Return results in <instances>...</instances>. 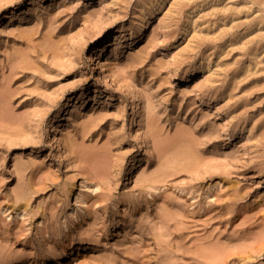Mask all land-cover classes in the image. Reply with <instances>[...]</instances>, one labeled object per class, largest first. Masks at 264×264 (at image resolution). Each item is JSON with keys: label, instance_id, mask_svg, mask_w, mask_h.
<instances>
[{"label": "rangeland", "instance_id": "374dc122", "mask_svg": "<svg viewBox=\"0 0 264 264\" xmlns=\"http://www.w3.org/2000/svg\"><path fill=\"white\" fill-rule=\"evenodd\" d=\"M0 264H264V0H0Z\"/></svg>", "mask_w": 264, "mask_h": 264}, {"label": "bare ground", "instance_id": "6f19581e", "mask_svg": "<svg viewBox=\"0 0 264 264\" xmlns=\"http://www.w3.org/2000/svg\"><path fill=\"white\" fill-rule=\"evenodd\" d=\"M139 27H140V23H138V25H137V28H139ZM115 38H116V36H115ZM137 38H138V33L136 31L133 34L132 39L135 41ZM111 44H116V41H113L111 39V42L110 43H108L107 41H105V42H102V43L98 44L96 50L93 52V54H91V59L92 60H96L99 57V55L100 54H103V52H105L107 50L108 46L111 45ZM112 50L114 52H116L117 51L116 46H114L112 48ZM198 71H199V68H196V69L192 70L191 72L198 73ZM82 94H84V92ZM80 97H82V95H80ZM133 107L134 108H140L141 107V98H140V96H137L136 97ZM77 222H78L77 221V217H75L70 223L64 225L62 227V229L66 230L68 233H72V231L77 226Z\"/></svg>", "mask_w": 264, "mask_h": 264}]
</instances>
